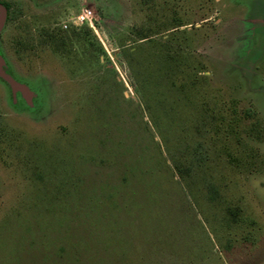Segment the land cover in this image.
Wrapping results in <instances>:
<instances>
[{"label": "rangeland", "instance_id": "rangeland-1", "mask_svg": "<svg viewBox=\"0 0 264 264\" xmlns=\"http://www.w3.org/2000/svg\"><path fill=\"white\" fill-rule=\"evenodd\" d=\"M0 3V264H264V0Z\"/></svg>", "mask_w": 264, "mask_h": 264}, {"label": "trees", "instance_id": "trees-1", "mask_svg": "<svg viewBox=\"0 0 264 264\" xmlns=\"http://www.w3.org/2000/svg\"><path fill=\"white\" fill-rule=\"evenodd\" d=\"M192 77L193 78H197V75L195 73H193ZM172 85L175 87L176 83H172ZM175 88H176L175 89L176 91L182 92L185 89V84H180V85L176 86ZM163 104L164 103H161L160 106L163 107ZM145 107H146L148 113L151 115V118H152V121H153V123L155 125V128L162 134V136L165 139V141H166V137H164V135L166 136L169 133V130L173 127V125H175L176 127H179V126H183L184 127V123L185 122L182 121L180 117H178L177 120L174 119V122H173L172 115L174 114V111H169L168 109L163 108V109H165V111H164L162 109V107L155 108L153 105H151L148 102H147ZM167 118H170V120H171L170 125L165 123ZM163 120H164V124H162ZM183 127H180V128L183 129ZM215 130H218V128H216ZM206 158H207V156H206ZM174 162H175L174 165H175L176 170L181 175V178H183L184 177V176H182L183 173H184L183 165L180 162H178V161L174 160ZM185 181H186V179H185Z\"/></svg>", "mask_w": 264, "mask_h": 264}, {"label": "water", "instance_id": "water-1", "mask_svg": "<svg viewBox=\"0 0 264 264\" xmlns=\"http://www.w3.org/2000/svg\"><path fill=\"white\" fill-rule=\"evenodd\" d=\"M7 23V9L0 3V37Z\"/></svg>", "mask_w": 264, "mask_h": 264}, {"label": "built area", "instance_id": "built-area-1", "mask_svg": "<svg viewBox=\"0 0 264 264\" xmlns=\"http://www.w3.org/2000/svg\"><path fill=\"white\" fill-rule=\"evenodd\" d=\"M89 18L88 15L86 14H82L80 16H78L74 22V24H78V23H82L83 21L87 20Z\"/></svg>", "mask_w": 264, "mask_h": 264}]
</instances>
